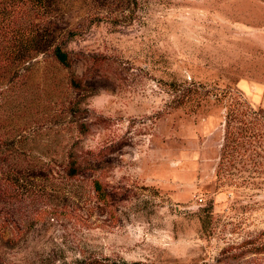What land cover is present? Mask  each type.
Listing matches in <instances>:
<instances>
[{"label": "rangeland", "instance_id": "obj_1", "mask_svg": "<svg viewBox=\"0 0 264 264\" xmlns=\"http://www.w3.org/2000/svg\"><path fill=\"white\" fill-rule=\"evenodd\" d=\"M0 264H264V0H0Z\"/></svg>", "mask_w": 264, "mask_h": 264}, {"label": "trees", "instance_id": "obj_2", "mask_svg": "<svg viewBox=\"0 0 264 264\" xmlns=\"http://www.w3.org/2000/svg\"><path fill=\"white\" fill-rule=\"evenodd\" d=\"M40 38L35 35L34 32L28 33L26 40H19V38H15V43L14 45L10 48L9 52L11 53H17V55H20L21 52L22 54H24L25 52L27 53H32L31 55H34L35 53H39L43 50H39V48L37 47L38 42H40ZM21 43V44H20ZM49 45H52L50 42H47ZM24 47V48H22ZM22 48V49H21ZM53 57L54 59L63 67L65 68H73L74 65V58L72 57V54L59 47V46H55L53 51H52ZM71 86L75 89L78 90H84L87 89V87L82 84V80L77 78L76 76H73L71 78ZM236 116H235V110L234 108H229L226 114V129H225V137H224V145L222 147V155H221V160H220V164L218 166V175L221 173L223 169V164L225 160L228 161H233L234 159V155H235V151L237 149L236 146V141L239 140V138L241 136L243 137H248V133L250 132L249 129H245L246 130V134L243 135L242 131H238L236 132L235 130V125L234 122L236 120ZM242 123L247 124L248 122H246L245 120H241ZM243 129V131H244ZM238 134V135H237ZM241 134V135H239ZM239 142V141H238ZM7 149L5 148L3 150V152L6 153ZM4 153V154H5ZM99 165L94 164L91 161H87V160H80L79 156L76 155L75 153H70L69 154V162L68 165L66 167V173L68 176L70 177H75L79 174H81L82 172H84L85 170H91V169H97L99 168ZM95 191H96V195L99 201L105 203L108 201V197L109 194L106 193L105 189L102 187V185L100 183H97L95 186Z\"/></svg>", "mask_w": 264, "mask_h": 264}]
</instances>
